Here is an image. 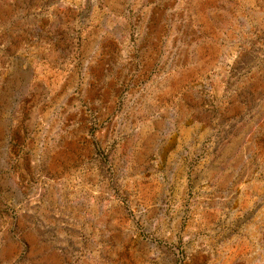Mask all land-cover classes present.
Segmentation results:
<instances>
[{
    "label": "rangeland",
    "instance_id": "rangeland-1",
    "mask_svg": "<svg viewBox=\"0 0 264 264\" xmlns=\"http://www.w3.org/2000/svg\"><path fill=\"white\" fill-rule=\"evenodd\" d=\"M0 264H264V0H0Z\"/></svg>",
    "mask_w": 264,
    "mask_h": 264
},
{
    "label": "water",
    "instance_id": "water-1",
    "mask_svg": "<svg viewBox=\"0 0 264 264\" xmlns=\"http://www.w3.org/2000/svg\"><path fill=\"white\" fill-rule=\"evenodd\" d=\"M120 105V104H119Z\"/></svg>",
    "mask_w": 264,
    "mask_h": 264
}]
</instances>
